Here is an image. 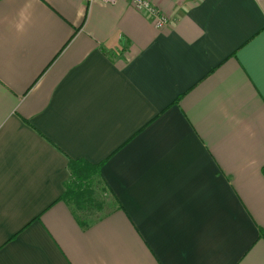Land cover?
<instances>
[{
    "label": "crops",
    "instance_id": "1",
    "mask_svg": "<svg viewBox=\"0 0 264 264\" xmlns=\"http://www.w3.org/2000/svg\"><path fill=\"white\" fill-rule=\"evenodd\" d=\"M150 1L0 0V264H264V0Z\"/></svg>",
    "mask_w": 264,
    "mask_h": 264
},
{
    "label": "trees",
    "instance_id": "2",
    "mask_svg": "<svg viewBox=\"0 0 264 264\" xmlns=\"http://www.w3.org/2000/svg\"><path fill=\"white\" fill-rule=\"evenodd\" d=\"M68 170L70 179L65 185L66 191L62 200L70 206L79 224L84 228H88L107 216L106 214L93 221H88L87 218L80 216L81 213L87 212L90 208L94 209L95 187H104L109 194L110 191L101 178L100 164L94 165L86 160H69ZM262 172L264 175V168ZM260 236L264 239V231H260Z\"/></svg>",
    "mask_w": 264,
    "mask_h": 264
},
{
    "label": "built area",
    "instance_id": "3",
    "mask_svg": "<svg viewBox=\"0 0 264 264\" xmlns=\"http://www.w3.org/2000/svg\"><path fill=\"white\" fill-rule=\"evenodd\" d=\"M87 3L101 1L107 4H115L123 0H85ZM132 6L142 14L148 15L158 29H162L170 24V20L162 15L150 0H129Z\"/></svg>",
    "mask_w": 264,
    "mask_h": 264
},
{
    "label": "rangeland",
    "instance_id": "4",
    "mask_svg": "<svg viewBox=\"0 0 264 264\" xmlns=\"http://www.w3.org/2000/svg\"><path fill=\"white\" fill-rule=\"evenodd\" d=\"M93 200L95 201V203H93L95 204L94 209L90 208L87 212H83L80 214V216L87 218L88 221L96 220L99 217L108 214L113 208L116 207V202L112 201L110 194L106 192L104 187H95Z\"/></svg>",
    "mask_w": 264,
    "mask_h": 264
}]
</instances>
